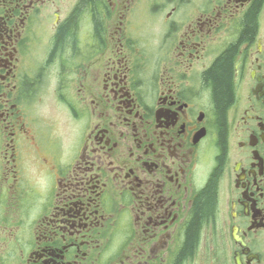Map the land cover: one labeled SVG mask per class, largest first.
<instances>
[{
  "label": "flooded vegetation",
  "instance_id": "obj_1",
  "mask_svg": "<svg viewBox=\"0 0 264 264\" xmlns=\"http://www.w3.org/2000/svg\"><path fill=\"white\" fill-rule=\"evenodd\" d=\"M0 264H264V0H0Z\"/></svg>",
  "mask_w": 264,
  "mask_h": 264
},
{
  "label": "trees",
  "instance_id": "obj_2",
  "mask_svg": "<svg viewBox=\"0 0 264 264\" xmlns=\"http://www.w3.org/2000/svg\"><path fill=\"white\" fill-rule=\"evenodd\" d=\"M257 4H254L251 11L249 12L246 21L244 23V35L250 36L255 28V10ZM73 24L72 19H69L64 26L60 29L57 35V41L62 42L64 36L69 31L71 25ZM232 54L233 49L225 53L220 59L217 60L214 67L207 72V80L212 84L214 102L216 105V110L218 113V118L220 124L224 131V112L227 105L232 100V91H231V67H232ZM213 202V191L211 188H208L205 192V196L202 201H200L196 217L189 226L186 248L190 250L193 246V243L196 238L198 223L200 218L207 213H210L211 206Z\"/></svg>",
  "mask_w": 264,
  "mask_h": 264
}]
</instances>
